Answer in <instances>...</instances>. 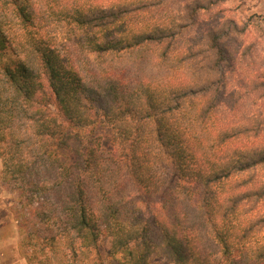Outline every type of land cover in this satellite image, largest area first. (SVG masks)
Instances as JSON below:
<instances>
[{
	"label": "trees",
	"instance_id": "obj_1",
	"mask_svg": "<svg viewBox=\"0 0 264 264\" xmlns=\"http://www.w3.org/2000/svg\"><path fill=\"white\" fill-rule=\"evenodd\" d=\"M212 1L0 0V185L27 264L103 241L116 264H264V110L237 106L264 103V68L228 90L243 29L191 34Z\"/></svg>",
	"mask_w": 264,
	"mask_h": 264
},
{
	"label": "rangeland",
	"instance_id": "obj_2",
	"mask_svg": "<svg viewBox=\"0 0 264 264\" xmlns=\"http://www.w3.org/2000/svg\"><path fill=\"white\" fill-rule=\"evenodd\" d=\"M183 0H171L169 5H166L168 10L178 9ZM214 2L207 12H203L198 20L196 26L193 27L191 34L199 35L203 31L219 26L224 21L229 20L238 28L243 29L242 34H232L228 38V45L232 54V67L226 68V82H230L227 87L228 90H234L235 86L242 87L238 83L247 71H256L264 68V0H213ZM246 83V82H245ZM241 90V89H239ZM242 102L238 106L240 113L245 114L249 111L259 112L264 110V103ZM105 134L103 141L104 147H108L109 136ZM264 177V176H263ZM1 187V185H0ZM2 199L5 202L9 212L13 218L11 208L14 202V195L4 191L1 187ZM18 231V230H17ZM20 237L18 235V242L16 251L19 253ZM96 250H93L88 264L95 259V264H116L106 257L109 244L106 241L101 242ZM100 254L97 255V252ZM21 258L22 255L19 253ZM60 255L52 257L53 264L56 263ZM63 261L72 264L68 257H64ZM156 264H171L166 260L156 259ZM79 264V263H76Z\"/></svg>",
	"mask_w": 264,
	"mask_h": 264
},
{
	"label": "crops",
	"instance_id": "obj_3",
	"mask_svg": "<svg viewBox=\"0 0 264 264\" xmlns=\"http://www.w3.org/2000/svg\"><path fill=\"white\" fill-rule=\"evenodd\" d=\"M3 201L0 187V264H27L15 249L18 242L16 222Z\"/></svg>",
	"mask_w": 264,
	"mask_h": 264
}]
</instances>
